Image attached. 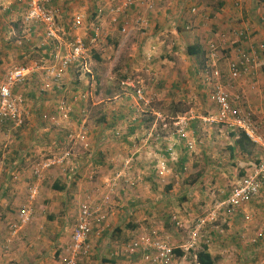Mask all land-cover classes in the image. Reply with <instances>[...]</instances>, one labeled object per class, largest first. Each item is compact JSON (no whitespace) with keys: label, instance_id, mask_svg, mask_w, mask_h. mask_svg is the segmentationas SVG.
I'll list each match as a JSON object with an SVG mask.
<instances>
[{"label":"crops","instance_id":"obj_1","mask_svg":"<svg viewBox=\"0 0 264 264\" xmlns=\"http://www.w3.org/2000/svg\"><path fill=\"white\" fill-rule=\"evenodd\" d=\"M106 1L50 0L47 3L55 11L58 27L64 32L61 35L63 39L70 40L77 37L87 45L94 35V29L100 26L102 28L103 35H100L101 37L97 39L90 50L94 53V57L91 56L89 59L90 66L93 65V62L99 64H94L95 69L91 68V73L87 75H82V73L75 75L72 68H70L63 73L62 82L65 79L68 82L71 78L82 81V78L85 79L84 76H89V79L85 81V85L87 82L89 83L88 89L90 92L93 85L92 78L97 80L100 75L107 74L104 69L105 58H111L112 48L119 46L121 43H126L125 38L130 35L128 33L133 36L128 44H131L133 39L136 38L139 44L148 43L154 47L153 43L158 41V46L161 47L160 42L162 41L161 48L165 53L162 55L164 57L160 58L171 67L169 70L170 78H162L168 82L164 84L167 87L166 91L172 93H178L177 88H186L181 79L187 81L192 79L190 77L192 73L193 75L196 74L200 80L198 74L201 72L202 76L210 65H215L220 70L222 74L221 82L223 85L227 84L229 82L227 75L228 62L236 57L237 49L242 48L257 57L254 67L248 73L233 81L232 91L238 93L236 95L241 97L245 96L247 104L249 103L258 113L264 112V110H261V105L264 108V104L261 103L260 99L261 95L264 96V0H224L222 2L217 0H156V7L152 10L133 5L131 11L126 13V18L131 21L128 24L130 25L129 32L122 33L120 31L121 24L115 26L118 30L116 32L121 35L120 37L113 34L116 33L114 29H107V22H105V20H108L107 11L103 9V16H99L97 13V7L100 5L105 6ZM24 8L25 3H17L15 0H0V75L3 76L4 71L8 69L7 66L13 64L27 69V81L40 80L42 82L44 67L50 62L49 52L53 48L51 47L53 43L45 39L42 33L43 29H41L42 26L31 24L28 26L24 22ZM84 8L87 9L84 10ZM80 15L96 18L93 21L94 27L92 28V25H90L91 30L87 31L88 35L91 34L90 36L82 34L80 30L76 31L79 27L76 29L71 27L73 19ZM140 28H143V30L140 31V33L142 32L141 35H138ZM37 30L40 34H37ZM135 32H137L136 35H134ZM239 32H243V34H239ZM212 43L217 48L214 55L210 56L212 53L209 52V47ZM188 47L198 51L197 54L188 55L186 52ZM17 50L21 61L13 59L12 53ZM62 51H65L64 47ZM28 52H35L41 59L39 57L37 59L31 57L27 59L26 54ZM142 54L144 55V52ZM129 56L132 57L121 61L119 70L125 72V78H138L134 73L137 55L129 54ZM185 62L187 65L185 64V72L181 77L182 73L179 69L184 67ZM126 71L132 74H128ZM156 82L157 85L162 83V81ZM80 83L85 90L84 83ZM64 85L63 82L60 88L53 87V90H49L46 94L48 98L40 107L35 101L36 96L39 95L38 93L26 89L18 91V96L24 99L23 112L27 120L24 126L13 131L15 137L10 138V133L3 135L6 142L3 143L5 147L1 157L5 155V159L9 160L7 164L9 167L6 166L5 169L0 167V171L5 173L4 180L0 181V209H5V217L9 213V218H12L11 215L17 213L14 208L30 207L34 221L29 224V227L25 226V230H29L31 227L35 228L38 222H41L42 226L41 228L36 225L39 231L35 234H33L34 231H28L26 237H22L23 232L12 235L10 244L0 255V259L4 258L5 264H61L71 228L77 219L79 204L86 200H98L106 191V182L110 190L116 186L115 181L111 180H114L117 175L112 176L110 180L105 177L104 179L91 181L92 177L89 172L83 171V167L91 162L106 159L107 153L99 151L100 148V150H103L100 136L94 138V144L90 146V151L87 150V145H83V147L77 145L76 142L80 144L78 140H75L74 143L67 141V132L70 128L77 129L83 126V122H80L79 118L75 119L78 116L79 108L72 107L70 122L59 121L54 123L43 120L44 115H59L57 102L60 97L67 96L68 98L74 94V91L69 90L68 85ZM74 86L78 87L79 83L76 82ZM200 87L202 85L199 84L197 90ZM66 88L69 89L66 90ZM150 89L153 90L147 87V92ZM156 89L159 90V88ZM31 96H33V100L28 99ZM67 100L70 101L69 98ZM101 122L103 125L110 127L106 123L105 115ZM97 132L99 133V130ZM76 146L78 147L77 151H75ZM94 150H96V153ZM82 151V161L77 160V154ZM167 157L164 156V158ZM35 160L38 162L62 161L63 166H52L51 164L49 168L41 170V178H36L32 174ZM119 172L118 175L121 176L122 172L123 178L118 187H115L114 195L122 193L120 196L122 201L115 203L112 210L110 202L102 206V212L105 215L104 232L102 236H92L90 238L91 254L88 259H83L82 264H148L142 259L141 253H133L130 259H126L118 250L125 241L127 242L133 236V232L145 223L143 220L150 216L148 208L144 206L146 199H141L146 196L142 193L145 186L142 181L146 178H140L139 173L130 176L129 172H127V175L123 171ZM153 172L159 177L162 176L155 165L152 168V175ZM12 176H14V180ZM152 179V177L149 178V181ZM56 185L63 188H56ZM29 186L36 188L35 196H31L28 191ZM172 188L175 189V186H172ZM200 190L202 191V189ZM202 201H205V199ZM141 207H145L144 210ZM181 207L183 208L180 215H184L181 217L184 219V226L187 227V220H192L194 211L198 207L184 206V204ZM249 207L253 216H256L255 224L262 226V231L257 232L256 238L253 235L256 232H253L249 233L252 234V237L248 239V226H244L245 223L242 219L244 213H241V210V212L236 213L232 221L226 218L220 219L219 223H216L218 225L215 223L213 225L208 224V227L205 226L206 228L202 229L200 235L204 239L207 236L214 238L210 240L209 244L204 242L200 244V249L203 245L207 247L213 264H246L244 259L249 260L248 264H264V221L261 220L264 216V199H255L249 204ZM36 208H40V211L38 212ZM59 208L63 209L61 214L57 212ZM73 208L74 211H72ZM246 208H248V205ZM41 212L43 216L39 217L36 222V215H41ZM55 213L57 216L54 215ZM162 222L165 227H168L169 219L166 216ZM220 223H224L222 227ZM184 233L182 238L189 240L190 231L184 229ZM6 237H9V232L4 235V240ZM232 241L241 244L246 241L245 244H238L239 248L236 249L238 256H240L239 260L229 258L231 253H227L225 248ZM27 244L29 246L33 245V247L30 249ZM39 244H42V249L38 247ZM197 245L195 241L191 248ZM181 246L185 245H175L179 249ZM200 249H196V252L190 251L192 254L190 257H186L183 250L180 249L182 255L177 256L180 257V260L174 263L193 264L194 262V264H198L196 253ZM248 256L251 258L248 259Z\"/></svg>","mask_w":264,"mask_h":264},{"label":"rangeland","instance_id":"obj_2","mask_svg":"<svg viewBox=\"0 0 264 264\" xmlns=\"http://www.w3.org/2000/svg\"><path fill=\"white\" fill-rule=\"evenodd\" d=\"M108 2L109 0L106 1V5ZM102 6L104 5L98 6L97 11L100 10ZM155 7L156 6H154V8ZM86 9L87 8H84V10ZM91 13L92 10L90 11V15ZM71 17L73 18V16ZM82 17L83 21L78 26L79 28L76 29V31L80 30L82 34L87 36V31L91 30L90 25H92V28L94 27L95 24L93 21H95L96 18L93 19L94 17L89 18L86 16ZM134 19L136 20V18ZM105 22H107V29L112 28L115 32L118 31L116 29L117 26L115 27V25H111L108 23V20H105ZM130 23L131 21L128 20V24ZM28 26H30V24H28ZM129 30L130 25H128V32ZM142 30L143 28H140L139 32H135L134 35H136V33L141 35L142 32L140 33V31ZM61 33L62 35L64 34L63 31H61ZM37 34H40L38 30ZM101 34L102 31L100 32V35ZM113 34H117L119 37L121 36L117 32ZM128 34L130 35L125 38L126 43H121L119 46L112 48L111 58H105L106 63L104 65V69L107 74L100 75L99 79H95V81L94 78H92L91 81L93 82V85L91 86V93L88 89L89 83L87 82L85 85V81L89 79V76H84L85 79L82 78V81H76L71 78L67 82V79H65L63 82L70 88H66V90H72L74 91V94L68 97L70 101L67 100V96H62L58 99L57 105L65 107L62 112V116L57 118L52 114L48 116L44 115L42 118L45 122H70L72 107L75 106L79 108L78 116L75 119L79 118L80 122H83V126H80L77 129H69V131L72 129L75 131L73 143L75 140H78V142L80 141V144L76 142L77 145L80 147L87 145V150L90 151V146L94 144V138L100 136V138H102L101 144L103 150H100V148L99 151L107 153V156L105 157L106 159L99 162L96 160L91 162L89 165L83 167V171L89 172L92 177L91 181H97L100 178L104 179L105 177L110 180L112 176L115 177V175H117L114 180H111L113 182L115 181L116 186L110 190V187H108L106 182V191L97 201L103 205L110 202L112 210L115 203L122 201L120 198L122 193H117L116 196L114 195L115 187H118L123 178L122 172L121 176L118 175L120 173L119 171L125 172V175L129 172L130 176H135V174L139 173L140 178H146V180L144 179L142 181V184L145 185L144 190L141 189L143 195L146 196L144 198H141L140 196V198L146 199V204L144 206L148 208L150 216L145 220L142 219L145 223L140 225V227L135 230L132 235H136L142 228L151 225L159 229L162 234L167 235L174 246L180 244L186 245L189 241L186 240V238H182L185 234L184 229L187 231L194 229L199 219L205 217L214 203L225 199L230 193L232 187L237 185L241 178L248 174V171L257 167L252 165L253 162L258 160L260 165L264 166V153L256 146L254 154L252 155L242 154L237 148H235L234 151H231V154L229 146L233 145L234 137L230 136L229 132H237V130L235 128L230 129L224 125L221 126V124L204 120V118H210L213 117V115L218 114L217 106L212 100L211 95L213 84L209 83L207 90H205L203 86L204 84L207 85L206 78L201 76L200 72L198 74L200 78L199 80L196 74L193 75L192 73L190 76L192 79L188 81L181 79L182 83H185L186 88H177L179 90L178 93H172L171 91L167 92V87H165L164 84L168 82H166V80L162 77L170 78L169 70L171 67L168 64H165L160 58L164 57L162 55L165 53L161 48L162 41L160 42L161 47L158 46V41L157 43H153V47L148 43L139 44V42L136 41V38L133 39L131 44H128V41L133 38L131 33ZM104 39L106 38L104 37ZM96 41L94 43H96ZM90 50L88 54L91 58V56L94 57V53ZM142 52H144V55ZM129 54L134 56L137 55V63H135L136 70H134V73L138 76V78L131 77V79L128 80V84L124 85L121 82L125 79L124 76H126V74H124L125 72H121L119 68L121 61L132 57L129 56ZM26 55L27 59L30 57L37 59L39 57L35 52H28ZM12 56L16 61H21L18 57V50L14 51ZM39 59L41 58L39 57ZM94 64L96 65L99 63L93 62V65L91 64L90 68L95 69ZM185 64L187 65L185 62L183 65L184 67L179 69L180 73H182L181 77H183V72H185ZM14 66L19 65L10 64L7 68L9 69ZM72 72L75 75L80 74L79 70H75L73 68ZM126 72H128V74H132L129 71ZM83 74L84 73H82V75ZM84 75H87V73ZM1 79L2 74L0 75V81ZM62 80L63 79H61L59 88L63 84ZM156 81H162L161 85H157L158 83ZM203 81L204 84L202 83ZM76 82L79 83L78 87L74 86ZM80 82L84 83L86 86L85 90L81 86ZM42 83L43 81L41 82L40 80H33L30 82L25 80L22 85L15 86L13 88V93L18 96V91L25 89L38 93L39 95L36 96L35 101L40 107L48 98L46 94L49 91L42 90ZM199 84L202 85V87L197 90V86ZM147 87L152 88L155 92L151 89L147 92ZM156 88H159V90ZM135 89L141 91V99L136 95ZM50 90H53V88ZM234 94L236 95L238 93L234 92ZM42 95H44V97H42ZM33 96L28 99L33 100ZM261 97L264 96L261 95ZM20 98L22 99V108H20V112L23 120L22 126H24L27 118L23 112L24 99L22 97ZM242 101H247L245 96H240L239 102L242 103ZM261 103L264 104V100H261ZM176 108L186 110L179 116L183 115L186 117L187 121H189L191 125L189 126L190 128L186 130L187 137L183 140L177 134V128L174 120L176 116L171 118L169 115L171 111ZM261 110H264L262 105ZM102 115H105L106 123H108V126L110 127L102 124L100 119ZM262 127L264 129V125ZM15 129L16 128H12L10 125L7 127L2 126L0 129V167L2 169H5L6 166L9 167V165H7L9 160L5 159V155H2L1 157V153L5 147L3 143L4 141L6 142L3 135L10 133V138L15 137V134L13 133ZM97 130H99V133ZM40 137H42V135H40ZM187 144H191V147L188 146L187 148ZM77 150L78 147L75 148V151ZM94 152L96 153V150H94ZM184 152L187 153L186 155L188 160L180 168L178 167L177 159H179ZM164 156L168 157L164 158ZM34 157L36 158V156ZM82 159L83 151L77 154V160L82 161ZM159 161H164V168L160 166ZM37 162L38 161L32 163L35 165ZM38 163L42 164L44 162ZM62 164V161L55 162L54 164L52 163V166H60ZM154 165L158 169L159 173L162 174L161 177L154 172L152 175V168ZM151 177L153 179L149 181V178ZM4 178L5 173L0 171V181L4 180ZM12 179L14 180V176H12ZM258 180L260 181V190L254 200L257 198L260 200L264 199V171L261 173ZM168 185L170 186L169 188L167 187ZM172 186H175V189H173ZM200 189H202V191ZM28 191L31 196L36 195L35 187L29 186ZM33 191L35 192L33 193ZM204 199L205 201H202ZM251 202L248 203V208H246L247 205H244L233 215L219 214L214 218V220L204 222L202 224V229L205 226L208 227V224L213 225L214 223H219L220 219L226 218L229 221H232L236 213L241 211V213H244L245 211L248 213L249 219L248 221L245 220L244 216L242 219L243 223H245L244 226H248V239L252 237V234L249 233L253 232H256V234L253 233L256 238L258 235L257 232H260V230L262 231V226L255 224L256 216H253L249 207ZM182 204H184V206L190 205L198 207L197 210L194 211L192 220H187V227L184 226V219L182 218L184 215H180L181 209L183 208L181 207ZM145 207L141 208L144 210ZM19 208L20 207H17L16 209L14 208V210H17V213H13V215H11L12 218H9V213L8 216L5 217V209H0V255L1 252L7 248V245L10 244L12 235H17V233L23 232L22 237H26V235H28V231H34L33 234L39 231V228L36 225L42 228L41 222H38V224L35 225V228L31 227L29 230H25V226L29 227V224L34 221V219H32V209L27 207L30 209L31 216L29 220L21 222L18 216ZM36 209H38V212L40 211V208ZM74 210L75 209L73 208L72 211ZM57 212L58 214H61L63 209L59 208ZM54 215L57 216L56 213ZM164 215L169 219L168 227H165V225L162 224V220L165 217ZM41 216H43L42 212L41 215H36V222L39 217L41 218ZM173 216L181 223V226L177 224L175 225L172 221ZM261 220L264 221V216ZM14 223L15 229L12 230L10 229V225ZM223 224L224 223H220V226L222 227ZM6 232H9V237H6L4 240ZM201 232L199 233L200 238L196 240V243L198 244L195 246L196 248L186 249L184 248L185 246H181L180 249L183 250L186 257L192 256L190 251L196 252V249L201 248L200 244L204 242V237L200 235ZM110 235L112 236V233ZM206 238L209 239L208 244L211 239H214L211 236H207ZM22 240L24 241V239ZM243 240L244 238L242 239V242ZM238 244L241 243L232 241V243H229L225 247L227 249V253H231L229 258L239 260L240 256H238L236 250L239 248ZM27 247L31 249L33 245L29 246L27 244ZM38 247L42 249V244H39ZM177 256L180 255H176L172 264H175V261L180 260V257L178 258ZM249 258L251 257L248 256V259ZM248 261L249 260L244 259V263L248 264ZM0 264H5L4 258L0 259Z\"/></svg>","mask_w":264,"mask_h":264},{"label":"built area","instance_id":"obj_3","mask_svg":"<svg viewBox=\"0 0 264 264\" xmlns=\"http://www.w3.org/2000/svg\"><path fill=\"white\" fill-rule=\"evenodd\" d=\"M17 3H25L23 20L27 24L42 26L44 37L47 41L53 43L52 50L49 52V63L44 67V79L42 90L48 91L53 87H59L63 73L73 68L80 73L90 74L91 68L88 54L94 42L100 37L101 26L94 29V35L86 43L77 37L67 40L61 37L62 33L56 22L55 11L47 5L50 0H15ZM224 1V0H221ZM156 0H109L107 5L102 6L97 11L99 16H103V9L107 11L108 21L111 25L121 24L120 31L128 33L127 14L131 11L133 5H138L152 10ZM82 15L75 17L71 27L76 29L82 23ZM105 20V19H104ZM243 32H239V34ZM65 48V51L63 50ZM216 45L210 44L209 52L213 56L216 51ZM256 57L253 53L242 48H238L236 57L228 62L229 82L223 85L221 83V72L215 65H210L203 73L207 84H213L212 100L217 106L218 114L210 118H204L217 124H224L225 127L235 128L237 131H245L250 139L256 143L264 153V130L257 127L250 120L248 112L233 108L232 103L239 101V96L232 91L233 81L240 76L248 73L254 67ZM27 69L22 66H14L7 69L0 81V129L2 126L10 125L12 128L21 127L23 124L20 108L22 99L13 93V88L22 85L26 80ZM131 77L122 80V84L127 85ZM136 95L141 99V91L135 89ZM64 110L65 107L59 105ZM264 118V116H263ZM177 134L180 138L187 137V118L177 116L175 119ZM82 134V133H81ZM75 131L72 129L67 134V141L73 143ZM189 142V141H187ZM188 145V144H187ZM191 147V144L188 145ZM58 162V161H57ZM61 162V161H60ZM162 168L164 161H159ZM55 162L37 163L32 168V174L36 178H41V170L49 168ZM264 166L252 168L246 176L242 177L240 182L233 186L227 197L212 205L204 218L199 219L194 229L190 231L189 243L184 248L193 247L195 241L200 238L199 233L202 230V224L214 220L219 214L233 215L238 209L257 197L260 190V181L258 178L264 171ZM35 191H33L34 193ZM103 204L95 201H83L79 204L77 219L71 228V234L64 248V255L61 264H82L83 259H88L91 254L90 238L102 236L105 229V215L102 212ZM18 216L21 222L29 220L31 216L30 209L22 207L18 210ZM244 219L248 221V213L244 211ZM172 221L175 225L181 226V223L173 216ZM10 229H15V223L10 225ZM209 239H204L208 244ZM176 247L170 238L162 234L159 229L153 226H146L139 233L123 243L118 249L126 259H130L133 253H141L142 259L148 264H172L176 257L174 252Z\"/></svg>","mask_w":264,"mask_h":264},{"label":"trees","instance_id":"obj_4","mask_svg":"<svg viewBox=\"0 0 264 264\" xmlns=\"http://www.w3.org/2000/svg\"><path fill=\"white\" fill-rule=\"evenodd\" d=\"M217 1L222 2L221 0H217ZM127 20H129V18H127ZM186 52L188 55H194V54H197L198 51H195V49L188 47ZM203 84H204V81H203ZM203 87L205 88V90H207L208 84L207 85L204 84ZM255 87H256V85H255ZM239 99H240V96H239ZM261 100H264V97H261ZM232 105H233L232 106L233 108L241 109L243 112H248V114L250 115L249 118L252 121V123L256 124V126L258 128L261 127V129H260L261 131L264 130L262 127L264 125V123H263L264 112L258 113L257 111L254 110L253 107H251L249 105V103L247 104V101H244V102L242 101V103H240L239 101L233 102ZM58 108H59V105H58ZM58 111H59V113H58L59 115H57V116L55 115V116L57 118L58 117L60 118L62 116L63 111H61L60 109H58ZM185 111H186L185 109L176 108L175 110L171 111V113L169 115L171 116V118H173L175 116L177 117L180 114H183ZM102 118H104V115H102L100 119L102 120ZM171 120H173V119H171ZM223 125L224 124L221 123V126H223ZM189 126H191V125L188 121L187 126H186V130H188L190 128ZM19 127H17V128H19ZM230 129H232V127H230ZM68 133H69V130H68L67 134ZM229 134H230V136L234 137L233 145L229 146L230 152L234 151L235 148H237L240 151V153H242V154H245V155L254 154L256 143L250 139V137L246 134L245 131H243V130L237 131V132L230 131ZM186 147L188 148V145H186ZM186 154H187L186 152L182 153L181 157L179 159H177L178 167L181 168L183 166V164H185V162L187 161V155ZM231 154H232V152H231ZM252 165L258 167L260 165V162L258 160H256L255 162H253ZM55 187L59 188V189L63 188L62 186H59V185L58 186L56 185ZM174 252L176 255H182V252L179 248L174 249ZM196 259H197L199 264H213V260L211 258V255L209 254L207 247L205 245H203L202 249H200V251H198L196 253Z\"/></svg>","mask_w":264,"mask_h":264}]
</instances>
